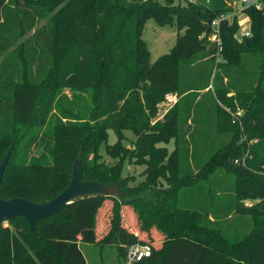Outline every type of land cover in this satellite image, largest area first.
I'll return each instance as SVG.
<instances>
[{
    "label": "trees",
    "instance_id": "1",
    "mask_svg": "<svg viewBox=\"0 0 264 264\" xmlns=\"http://www.w3.org/2000/svg\"><path fill=\"white\" fill-rule=\"evenodd\" d=\"M61 1L62 7L52 12V3L0 0V155L12 150L1 195L49 201L68 187L80 156L84 180L120 182L125 196L79 198L38 221L35 232L24 217L8 221L12 226L1 224V243L13 242L4 264H89L81 244L99 242L116 246L124 256L132 245L148 244L152 254L143 260L163 264H232L229 254L245 264H264L259 225L264 216V138L250 146L240 142L249 129L241 131L220 106L227 94L245 95L252 107L241 120L264 125V0L262 9H244L250 37H235L237 17L221 22L220 61L218 47L208 37L213 19L231 11L227 0H191L185 6L152 0L132 6L119 0H53ZM151 18L179 30L174 47L154 62L142 37ZM39 22L42 26L33 31ZM174 92L177 103L161 128H153L159 105ZM80 102L85 103L82 110L76 108ZM109 128L120 136L126 129L134 131L133 150L117 144L109 146V154L119 162L129 157L131 163L145 164V182L164 179L169 186L161 189L170 199L164 196L158 205L139 198L130 177H122L121 164L102 160L99 147ZM41 132L48 150L37 154ZM172 138L176 147L168 156L157 144ZM119 146L125 153L114 152ZM246 152V165L236 164ZM173 159L175 169L168 167ZM244 199L261 201L250 207ZM109 200L100 231L99 216ZM127 207L136 213L140 231H161L159 247L124 225L132 218ZM145 214L152 216L147 223Z\"/></svg>",
    "mask_w": 264,
    "mask_h": 264
},
{
    "label": "rangeland",
    "instance_id": "2",
    "mask_svg": "<svg viewBox=\"0 0 264 264\" xmlns=\"http://www.w3.org/2000/svg\"><path fill=\"white\" fill-rule=\"evenodd\" d=\"M24 1V0H23ZM31 4H48L52 3L53 10L52 12L58 11L60 7L65 3V1H61L62 3H55L53 0H26ZM145 1L148 0H119V2L127 5V6H132V5H138L141 4ZM154 2H158L162 5H167L170 2H172V5H181L185 6L187 5L191 0H152ZM227 2L232 3V5H229V8H231V11L226 12L225 14L227 17H229V21L232 22L235 17H237L238 20H241L242 22L247 19V15L244 12L243 6L238 2V0H227ZM43 22H39L35 28H33V31L41 27ZM185 29H182L180 31V34H183ZM179 34V30L176 24L173 25H161L159 24L154 18L149 19L144 27L143 35L142 37L144 40L147 42L148 47L151 51V61L154 62L157 60L161 55H164L174 47L176 44V40ZM236 36L238 39H243L240 37V33L237 32ZM23 39H26V36L19 39L17 43L7 51V54L11 53L14 48H17V46L21 43ZM200 39L203 40L202 43L204 45H208V40L205 37V34L200 35ZM240 40V41H241ZM209 46V45H208ZM207 46V47H208ZM220 51H218L217 54V60L220 61L223 58L221 57ZM68 94H71L68 92ZM88 98V97H86ZM177 96L176 92L172 93L168 100L165 103H162L159 105V112L156 118L152 120V127L153 128H161L163 122H164V116L166 113L170 112L171 108L173 105L177 103ZM221 108L226 111L231 118L234 119L236 125L239 126L240 130L243 131L246 128L249 129L248 134H243L242 137L240 138V142L246 141L248 146L254 144L257 140V138H264V125L259 124V122L255 120H241L243 117H245L246 112H249L252 107V101L245 95L241 94H227V98L220 103ZM85 107V103H79V105L76 107L79 110H82ZM87 109V108H85ZM57 112L55 109L53 110V114ZM233 122V124H235ZM247 124V125H246ZM225 125L221 124V128H223ZM177 132V131H176ZM175 132V135L177 136V133ZM43 132L39 134L40 139L38 140V146L34 147L35 152L38 154L42 153L46 150H48V145H47V139L43 138ZM42 138L44 140H42ZM252 138V139H251ZM168 139V138H165ZM137 142V136L134 133L133 130L131 129H126L123 131L122 136L119 135V133L114 129V128H109L108 129V136L107 140L103 142L100 147H99V154L102 158L103 161L106 163H111V164H121V174L122 177H130V186L134 188L133 194H136L139 196V198H144L147 199V202H155L159 205L160 202H162L163 197L167 196V200L170 199L169 193L167 191H164V189L161 188H167V183L164 179L160 178L154 185L151 182V179H148L147 182L146 180V174L144 173L146 165H137L134 163H131L129 157H123L122 162H119V159L114 158L109 154V146H115L117 144H120L123 148H126L129 150H133L135 148V144ZM159 147L166 148V153H168V156L170 153H172L175 150L176 147V142L175 139L172 138L168 142L165 141H160L157 144ZM138 146V145H137ZM119 147L114 148V152H116L118 155L120 152L125 153V150ZM7 150V147L5 149V152ZM163 150L161 152H157L156 156H159L160 153L163 154ZM248 153V152H246ZM245 153V155H246ZM244 155V156H245ZM2 159V155H0V162ZM142 161L144 160L143 158H140ZM169 168H176V162L171 161V164L168 166ZM157 171H151L149 172L150 178L154 174H156ZM171 182V181H170ZM173 183V181H172ZM171 183V184H172ZM170 184V183H169ZM151 186H153L151 190ZM167 186V187H166ZM153 191V192H152ZM165 194V195H164ZM113 197V196H111ZM121 196H117L116 198H120ZM261 199H244L243 204L245 206H254L256 204H259ZM112 200L107 201V205L103 208L101 211V214L99 216V222H100V231L101 228H104L102 221L104 220V214L108 207L112 204ZM168 203V201H167ZM157 205V206H158ZM126 209L127 212V217L129 215L132 216V218L129 219V223L125 226H128L129 229L131 230H137V234L145 238L147 240H150L153 242L155 247H159L162 243L163 240V234L161 231H159L157 228H152L150 231H140V223L137 220V215L135 212H133L132 207H127ZM111 210L107 211V220L106 223H109L110 227V220H111ZM148 218H152V216L146 215L143 216V221L147 223ZM195 221V220H193ZM260 231L264 230V216L260 217ZM126 222V221H123ZM3 226H12L10 222H5L3 223ZM106 228V227H105ZM18 238V237H17ZM20 239V238H18ZM31 238L27 239H22L23 242L26 243V241H30ZM13 242H11L10 246L4 245L0 241V264H4V259L5 256H10L12 252L11 245ZM37 244L41 245V241L37 240ZM144 246H150L148 244H141ZM82 250L84 251L86 258L88 260L89 264H128L127 263V257L124 255H121L118 251V248L116 246L109 245L105 242H99L96 244H81ZM215 253V252H214ZM214 253H212L211 259H213ZM4 254H6L4 256ZM227 259L231 260L232 264H245L242 262L240 256L229 254L227 255ZM132 264H163L162 261H148V260H143L140 262H134ZM211 264H214V261L212 260Z\"/></svg>",
    "mask_w": 264,
    "mask_h": 264
},
{
    "label": "water",
    "instance_id": "3",
    "mask_svg": "<svg viewBox=\"0 0 264 264\" xmlns=\"http://www.w3.org/2000/svg\"><path fill=\"white\" fill-rule=\"evenodd\" d=\"M11 152L12 150L9 148L0 162V225L17 217H24L29 222L31 231L35 232L38 221L54 216L65 206L79 198L95 195L125 196L120 188V182L108 184L100 181L84 180V166L79 156L73 165L70 184L53 199L42 202L23 197L4 199L1 195V184L11 157Z\"/></svg>",
    "mask_w": 264,
    "mask_h": 264
},
{
    "label": "built area",
    "instance_id": "4",
    "mask_svg": "<svg viewBox=\"0 0 264 264\" xmlns=\"http://www.w3.org/2000/svg\"><path fill=\"white\" fill-rule=\"evenodd\" d=\"M238 2L243 6V9L254 6L257 9H262L263 7V0H238ZM229 5H232V3H228ZM247 15V14H246ZM229 17H227L226 14H221L220 16L213 19L211 22V26L213 29V32L209 35V40H212L216 43L218 47V51L222 50V40H221V22L223 20H228ZM239 21V30L240 37H250L252 35L251 32V21L249 16L247 15V19H245L243 22L241 20ZM237 38V36H235ZM238 39V38H237ZM239 41L241 39H238ZM248 153H246L245 156L237 158L235 160L236 164H243L246 165ZM152 254V248L150 246H144L139 243L132 245L127 250V263L132 264L134 262H139L143 260L146 257H150Z\"/></svg>",
    "mask_w": 264,
    "mask_h": 264
}]
</instances>
